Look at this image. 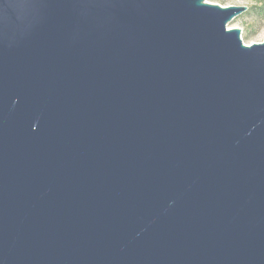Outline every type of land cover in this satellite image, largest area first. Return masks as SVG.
I'll use <instances>...</instances> for the list:
<instances>
[{
    "label": "water",
    "instance_id": "1",
    "mask_svg": "<svg viewBox=\"0 0 264 264\" xmlns=\"http://www.w3.org/2000/svg\"><path fill=\"white\" fill-rule=\"evenodd\" d=\"M246 10L0 0V264H264Z\"/></svg>",
    "mask_w": 264,
    "mask_h": 264
},
{
    "label": "rangeland",
    "instance_id": "2",
    "mask_svg": "<svg viewBox=\"0 0 264 264\" xmlns=\"http://www.w3.org/2000/svg\"><path fill=\"white\" fill-rule=\"evenodd\" d=\"M264 0H205V3L227 6H245L249 10L232 20L227 28L239 29L240 39L246 46L261 43L264 40V14H259L252 7L262 6Z\"/></svg>",
    "mask_w": 264,
    "mask_h": 264
},
{
    "label": "trees",
    "instance_id": "3",
    "mask_svg": "<svg viewBox=\"0 0 264 264\" xmlns=\"http://www.w3.org/2000/svg\"><path fill=\"white\" fill-rule=\"evenodd\" d=\"M262 4H263V5L260 6V7H252L251 9L256 10L259 14H264V1H263ZM247 10H249V9L247 8ZM247 10H246V11H247Z\"/></svg>",
    "mask_w": 264,
    "mask_h": 264
}]
</instances>
